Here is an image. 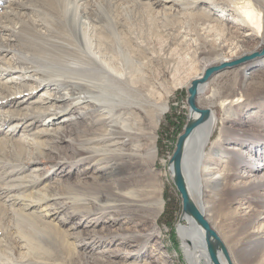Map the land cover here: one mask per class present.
<instances>
[{
  "label": "bare ground",
  "instance_id": "1",
  "mask_svg": "<svg viewBox=\"0 0 264 264\" xmlns=\"http://www.w3.org/2000/svg\"><path fill=\"white\" fill-rule=\"evenodd\" d=\"M43 1L50 6L57 4L56 0ZM25 3L26 0H8L0 8V62L5 64L0 66V106L13 104L22 97L17 110L0 111V120L14 122L7 132L19 133L21 143L34 148L40 157L47 156L43 151H50L48 144L52 140L66 143L71 153L62 155L59 161L64 166L60 172L65 177V195L50 193L44 185L33 187L28 195L10 188L4 192L5 197L24 213L22 217L30 231L58 238L72 250L83 247L85 253L77 255L87 261L101 255L109 259L104 264H169L167 254L157 242L162 236L158 219L164 206L163 183L157 174L155 179L151 177L156 161L155 131L166 110L168 93L160 105L152 102L156 94L154 86L140 67L128 61L135 59L137 50L133 49L134 55L125 54L126 63L117 51L116 55L107 56L108 52L119 48L105 40L107 36L103 31L92 30L90 35L82 34V38L75 34L82 51L78 54L82 57L79 60L20 66L24 52L15 45L17 34L21 33L16 31L15 22L21 31L27 29L23 26H31L37 33L47 31L35 11L30 19ZM139 4L155 15L188 21L196 17L207 35L221 33L218 36L222 41H229L225 56L204 60L192 81L200 79L208 68L230 63L227 60L233 58L261 54L264 49V0H148ZM239 27L243 38L254 44L236 45L232 31ZM115 42L123 47L126 44L124 48H128L125 41ZM135 48H141V44L136 42ZM16 57L21 61H16ZM261 58L212 77L223 76L222 81H226L225 86L219 88L220 99L203 94L212 78L199 86L197 98L202 95L206 103L217 102L223 113L222 120L229 122L236 102L264 99V83L255 78L264 74V56ZM250 67L253 69L250 89L238 92L240 99H235L231 88L235 82L232 81L239 77L245 80ZM40 88L43 89L29 105L19 108L30 99L26 97H32ZM217 125L218 118L210 111L209 118L193 130L182 157V175L191 199L213 230L218 232L216 224L222 219L234 217L237 221L233 237L238 236L239 250L228 252L230 260L234 264H264V222L259 224L264 220V175H258L264 169V162L259 160L260 154L254 155L257 147L262 149V146H256L254 139L247 145L245 140L250 137H246L238 141L239 145L219 149L221 135L210 139ZM261 144L264 146V142ZM63 149L62 146L61 151ZM222 163L227 170L219 168ZM78 164H84L83 170L77 172L71 184L72 169ZM241 170L239 178L248 181L234 184V177ZM37 181L38 185L41 177ZM71 187H77L82 195H75ZM243 201L250 203L252 210L247 205L240 209ZM229 203L237 204L235 212H225ZM61 204L71 205L66 217H77V222L62 227L69 221L61 217L54 223L61 213ZM215 206L222 207L220 213L213 211ZM227 213L231 217L226 218ZM145 224L148 225L144 228ZM174 227L187 264H211L204 233L192 218L183 214ZM109 238L113 243L106 247ZM71 239L72 243H67ZM152 241V252H145L146 245ZM130 258L133 260L127 263ZM220 260L223 262L221 257Z\"/></svg>",
  "mask_w": 264,
  "mask_h": 264
},
{
  "label": "rangeland",
  "instance_id": "2",
  "mask_svg": "<svg viewBox=\"0 0 264 264\" xmlns=\"http://www.w3.org/2000/svg\"><path fill=\"white\" fill-rule=\"evenodd\" d=\"M7 1L0 0V8L4 7ZM56 1L57 4L50 6L48 2L43 0H26L25 5L28 6L30 19L31 13L35 11L34 13L39 16L43 24L45 23L47 31L43 30L41 33H37L31 29V26H23L27 29L21 31L20 25H17V22H15L16 31L21 32L17 34L18 41H16L15 45L18 50L24 52L22 63L19 65L37 67L49 61L66 63L79 60L82 57L78 54L82 53V51L78 41H75V34L82 38V34L86 36L90 35L92 30L103 31L107 36L105 40L108 43L113 42L114 46L119 48V50L114 48L113 51L108 52L107 56L116 55L117 51L119 52L120 59L126 63L125 54L130 52L131 55H134L133 49L137 50V54L133 56L135 59L132 60L131 58L128 61L134 67H140L143 74L148 77L150 83L154 86L156 94L152 102L160 105L168 93L166 96V110L162 114L155 131V134H157L155 140L156 161L151 172L152 178L155 179V174H157L163 183L161 196L164 206L158 219V226L162 231V236L157 242L161 243L160 247L167 254L169 264H187L179 248L180 244L174 227L178 223L182 213L181 198L170 179L168 163L175 149L177 137L183 131L187 121V88L193 80L192 77L199 72L204 60H216L225 56L229 41L227 43L225 40L222 41V38L218 36L221 33H210V35H207L201 28L200 20L196 17L188 21L183 18L164 17L162 15H155L151 11L149 12L139 4L148 0ZM233 37L237 39L236 45L246 46V42L247 45L254 44L252 40L246 41L243 38L240 27L236 28L234 32L232 31V39ZM121 40L127 43L128 48L126 49L128 51L124 48L126 44L123 47L115 42H121ZM136 42L141 44V48H135ZM234 51L238 52L236 49ZM238 59L233 58L227 60V62ZM16 61L20 62L21 60L18 57ZM0 66H5V64L0 62ZM251 67L246 70L245 80L239 77V80L232 81L235 82L234 86L230 83L233 91L232 96L235 99H240L238 92L244 93L250 89L253 79L250 78L253 73ZM223 78L222 76L213 80L211 79L212 81L205 88L204 96L208 98L209 95H214L220 99L219 88L221 85L225 86L226 82L222 81ZM255 78L264 83V74ZM239 82L240 87L238 89ZM42 89H37L36 94L34 93L32 97H26L30 99L19 108L29 105L30 100L35 99L37 92L39 93ZM21 100L22 97L15 99L13 104L1 105L0 111L2 112L7 109L17 110L16 107ZM196 105L200 109H209L216 114L218 128L210 139L215 138L216 135H221L219 149L223 150L227 146L239 145V140L250 137V140H245V143L249 145L251 144V139H254L253 142L258 143L256 146H262V149L257 147L258 149H256L254 155L258 157V154H260L259 160H263L264 162V146L261 144L264 142L263 98L258 101L256 100V102L244 99L242 104L236 102L233 108L234 114L232 113L229 122L222 120L223 113L217 102L214 104L206 103L201 95L196 98ZM13 123H2L0 120V264L107 263L109 259L102 258L101 255H96L101 260L95 258L91 262L82 258V255H77V253H85L82 250L83 247L77 246L76 250H72V248L69 249L58 238L52 239L49 235L34 234L28 229L25 219L22 217L24 213L5 197L4 192L6 193L10 188L18 194L28 195L33 187L39 188L44 185H47L50 193H56L59 196L65 195V189L63 188L65 177L61 176L60 172L64 166L59 161L62 155L69 156L71 153V150L66 148V143L53 142L52 140L48 144L50 151H43L47 156L40 157L34 148L26 147L21 143L18 139L19 133L16 134L17 132L13 133V131L7 132V128ZM6 132L7 134L5 135ZM62 146L64 148L63 151H61ZM242 147L246 148V146ZM84 164L81 166L78 164L76 168L75 166L73 167L69 178L71 184L74 183L73 179L76 177L77 172L79 173V171L83 170ZM38 168L39 170L34 172V169ZM219 168L223 171L227 170L226 164L223 163ZM88 172L91 174L90 171ZM237 173L236 177H234V184L248 181L247 178V180L239 178L242 175V170ZM258 175H264V169ZM39 177H41L42 181L37 185V178ZM71 188L75 195H82L77 190V187ZM11 205H13L12 208ZM246 205L252 210L250 203H246L245 201L239 204L240 209ZM70 207L71 205L64 206L61 204V213L54 223L61 217H65L69 221L68 223H63L62 227H68L77 222V217L71 218L69 215L67 216L68 218L66 217L67 213L71 210ZM236 207L237 204L231 205L229 203L225 212H235ZM221 209L222 207L215 206L213 211L220 213ZM227 214L226 218L231 217V214ZM262 222L264 220H261L259 224ZM147 225L145 224L144 228ZM216 225L220 234L214 230L218 233L222 242H224L228 252H238L239 248L236 241L238 236L233 237L236 231L235 228L238 226L235 218L222 219L217 221ZM111 240L112 238L108 239L106 247L112 246L113 242ZM153 241L146 245L145 252H152ZM69 242L72 243V239L67 240V243ZM102 248L99 247V249ZM130 260H133V258L128 259V261L126 260V262L128 263Z\"/></svg>",
  "mask_w": 264,
  "mask_h": 264
},
{
  "label": "water",
  "instance_id": "3",
  "mask_svg": "<svg viewBox=\"0 0 264 264\" xmlns=\"http://www.w3.org/2000/svg\"><path fill=\"white\" fill-rule=\"evenodd\" d=\"M262 56H264V49L262 50L261 54H253L250 57H243L230 63L208 68L204 71L200 79L190 82L187 88L186 97V103L188 106L187 121L183 131L177 137L175 149L168 163L170 179L181 198V215H189L194 223L203 231L205 250L211 264H232V261L230 260L224 243L217 233L211 228L202 212L191 199L188 192V187L181 172L182 157L188 138L191 136L193 130L200 124L204 123L210 115L209 109H200L196 105L198 88L200 85L208 82L213 76L225 70L234 69L247 62L257 60ZM220 257L223 259V262L220 260Z\"/></svg>",
  "mask_w": 264,
  "mask_h": 264
}]
</instances>
